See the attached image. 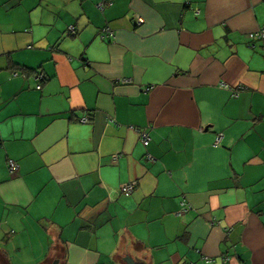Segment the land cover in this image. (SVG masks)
<instances>
[{
	"label": "crops",
	"instance_id": "crops-1",
	"mask_svg": "<svg viewBox=\"0 0 264 264\" xmlns=\"http://www.w3.org/2000/svg\"><path fill=\"white\" fill-rule=\"evenodd\" d=\"M101 1L0 0V254L264 264V0Z\"/></svg>",
	"mask_w": 264,
	"mask_h": 264
},
{
	"label": "built area",
	"instance_id": "built-area-1",
	"mask_svg": "<svg viewBox=\"0 0 264 264\" xmlns=\"http://www.w3.org/2000/svg\"><path fill=\"white\" fill-rule=\"evenodd\" d=\"M112 2H113V0H102L101 2H99L96 5V8L98 10L102 11L106 5H110ZM135 20H136V24L137 25L141 23V19L138 16H136ZM69 30L71 32H74L73 26H70ZM99 36H100V38L102 40H104L105 38L113 39L114 38V33H113V31L110 28L105 27V28H103L100 31ZM263 40H264V28H261L260 30L254 32V33H250L248 35V41H249V45L250 46H254L255 42H260V41H263ZM38 79L42 80V76H39ZM121 83L122 84H126L127 81L126 80H122ZM37 89H41V85H38ZM151 89H153V86L145 87V88H143V92L147 93ZM239 89H241V88H237V90L234 92V96H237V93H238ZM80 122L81 123H87L88 122V118L87 117L81 118ZM138 134H139V140H140V143L142 144V146L147 147L149 142H150V136H149L147 130L146 129H140V130H138ZM221 138H222L221 135H218L216 137L215 145H218L220 143ZM118 158H119V155H114V156H112V161H116ZM146 158L149 161L152 160L149 155H146ZM16 168L17 167H16L15 163L10 160L8 162V169H9L10 174H14ZM135 185H136L135 182L134 183L122 184L119 191L121 193H123V194L130 195L133 192ZM181 205H182V209L185 210V208H186L185 204H181ZM203 261H204V264H211L212 263V260H210L209 258H204ZM228 261H229V259L227 257H223L220 260V264H228Z\"/></svg>",
	"mask_w": 264,
	"mask_h": 264
},
{
	"label": "water",
	"instance_id": "water-1",
	"mask_svg": "<svg viewBox=\"0 0 264 264\" xmlns=\"http://www.w3.org/2000/svg\"><path fill=\"white\" fill-rule=\"evenodd\" d=\"M124 261L126 262V264H135V262L131 258H124ZM53 264H57V262Z\"/></svg>",
	"mask_w": 264,
	"mask_h": 264
},
{
	"label": "trees",
	"instance_id": "trees-1",
	"mask_svg": "<svg viewBox=\"0 0 264 264\" xmlns=\"http://www.w3.org/2000/svg\"><path fill=\"white\" fill-rule=\"evenodd\" d=\"M0 264H7L1 254H0Z\"/></svg>",
	"mask_w": 264,
	"mask_h": 264
},
{
	"label": "rangeland",
	"instance_id": "rangeland-1",
	"mask_svg": "<svg viewBox=\"0 0 264 264\" xmlns=\"http://www.w3.org/2000/svg\"><path fill=\"white\" fill-rule=\"evenodd\" d=\"M15 255L13 256V259H16L17 260V258L15 257ZM23 257V256H22ZM31 256H29V255H26V257L25 258H30ZM19 262H21V261H19ZM11 263V262H10ZM16 263V262H15ZM17 264H21V263H17Z\"/></svg>",
	"mask_w": 264,
	"mask_h": 264
}]
</instances>
